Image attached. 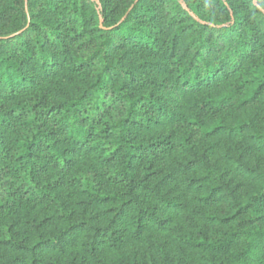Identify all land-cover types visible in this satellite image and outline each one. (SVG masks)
Instances as JSON below:
<instances>
[{"label": "trees", "instance_id": "obj_1", "mask_svg": "<svg viewBox=\"0 0 264 264\" xmlns=\"http://www.w3.org/2000/svg\"><path fill=\"white\" fill-rule=\"evenodd\" d=\"M5 1L0 264H264V0Z\"/></svg>", "mask_w": 264, "mask_h": 264}, {"label": "rangeland", "instance_id": "obj_2", "mask_svg": "<svg viewBox=\"0 0 264 264\" xmlns=\"http://www.w3.org/2000/svg\"><path fill=\"white\" fill-rule=\"evenodd\" d=\"M100 1V0H97ZM112 4H120L124 5L126 3V0H110ZM9 8V3L5 0H0V33L3 32H8L13 28V23L15 22L14 17L11 15ZM144 57H147L146 54H135L134 58L132 60L134 61L133 63H138L139 61H142ZM64 79H68L66 77H63ZM62 82H64L62 80ZM67 82V80H66ZM72 82H75V79L72 80ZM48 83V82H46ZM218 89V86L212 87V91H215ZM206 92L203 91L201 94H205ZM197 96L199 97L200 95H196L195 93L193 94H179L178 97L173 95V101L171 104L173 106H177V103L179 104V109L183 111L185 114H196L199 110L194 106ZM178 98V101L176 100ZM204 114V113H203ZM235 114L243 119L247 120H252L257 123V125L260 126L262 124V120L264 118V108L262 107L261 103L259 101H256L255 103L248 105L244 109H239L235 111ZM227 121H231L233 119V116H227ZM181 125V124H180ZM179 124L175 123H165L161 127L158 128L157 132L165 131L169 133H174L175 136H178L179 131H184V127L180 126ZM188 131V130H185ZM195 134V133H194ZM195 136V137H194ZM193 136L194 141H199V138L197 137V134ZM214 141L218 140L219 143V149L216 151V153L209 158L210 161H214L215 159H218L221 161V163H225V158H224V151L223 147H228L230 148L231 152L234 153L232 147L234 144L238 143H243L242 146L245 145L246 139L239 137L237 139H234L228 135H221L220 137L213 138ZM203 144L207 143L206 139L202 140ZM239 141V142H238ZM241 146V145H240ZM261 154L259 153H253L251 157V162L256 161V159H260ZM236 172V171H235ZM236 176V181H238L242 185V189L246 190L248 188L249 180L244 174H239L238 172L234 173Z\"/></svg>", "mask_w": 264, "mask_h": 264}]
</instances>
